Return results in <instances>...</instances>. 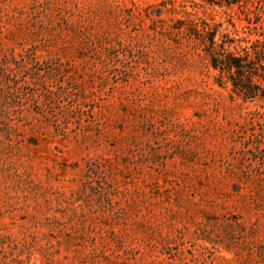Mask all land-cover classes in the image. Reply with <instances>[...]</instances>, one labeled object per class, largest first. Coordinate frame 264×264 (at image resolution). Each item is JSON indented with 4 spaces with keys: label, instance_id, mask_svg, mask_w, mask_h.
I'll return each mask as SVG.
<instances>
[{
    "label": "rangeland",
    "instance_id": "1",
    "mask_svg": "<svg viewBox=\"0 0 264 264\" xmlns=\"http://www.w3.org/2000/svg\"><path fill=\"white\" fill-rule=\"evenodd\" d=\"M215 1L0 0V264H264V103L170 27L264 38Z\"/></svg>",
    "mask_w": 264,
    "mask_h": 264
},
{
    "label": "trees",
    "instance_id": "2",
    "mask_svg": "<svg viewBox=\"0 0 264 264\" xmlns=\"http://www.w3.org/2000/svg\"><path fill=\"white\" fill-rule=\"evenodd\" d=\"M202 1L221 5L220 1ZM220 26V22L190 14L175 18L170 24L175 43H185L196 54H202L216 72L214 79L218 85L229 83L230 90L243 101L258 99L264 103V38L251 40L236 36L235 28L231 34L220 31ZM9 129L11 127L5 124V130L9 132Z\"/></svg>",
    "mask_w": 264,
    "mask_h": 264
}]
</instances>
